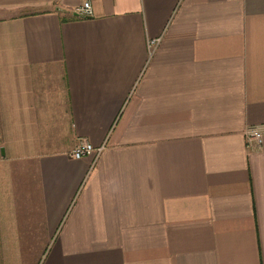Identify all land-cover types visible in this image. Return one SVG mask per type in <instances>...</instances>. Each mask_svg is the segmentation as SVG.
Here are the masks:
<instances>
[{
  "label": "crops",
  "instance_id": "1",
  "mask_svg": "<svg viewBox=\"0 0 264 264\" xmlns=\"http://www.w3.org/2000/svg\"><path fill=\"white\" fill-rule=\"evenodd\" d=\"M88 1L0 0V264H264V0Z\"/></svg>",
  "mask_w": 264,
  "mask_h": 264
},
{
  "label": "rangeland",
  "instance_id": "2",
  "mask_svg": "<svg viewBox=\"0 0 264 264\" xmlns=\"http://www.w3.org/2000/svg\"><path fill=\"white\" fill-rule=\"evenodd\" d=\"M62 108H65V110H66L65 105ZM66 124H67V122L57 123V125L63 126V128H61V132H60V137L62 140L64 138H67V136L62 132V129L65 128ZM55 134H57L56 130H55ZM14 143H15L14 139H11V138L7 139V137L0 138V147L6 146L7 152H8L6 154V150H4V155H0V184H2L4 186H6L7 184L8 185L10 184L9 190H12V188L14 187L15 184L19 185L22 182L20 179L25 180L26 178L31 177V173H32L31 170H26L24 168H18V167H20L19 165L16 166V164L18 162H23L21 160H17L23 155L19 154L16 150H14V146H15ZM24 156H30V154H24ZM26 161H30V160H24V163ZM6 175H7V177H9L8 179L6 178ZM25 190L26 189L24 188L23 192ZM3 216L5 219H8V213L6 211L3 212ZM3 222L5 224L4 220H3ZM5 226H7V225H5ZM5 226L3 228H5ZM30 260H31V258L29 259V256L26 255L25 261H30ZM19 264H21L20 261H19Z\"/></svg>",
  "mask_w": 264,
  "mask_h": 264
},
{
  "label": "built area",
  "instance_id": "3",
  "mask_svg": "<svg viewBox=\"0 0 264 264\" xmlns=\"http://www.w3.org/2000/svg\"><path fill=\"white\" fill-rule=\"evenodd\" d=\"M77 13L82 17L92 15V8L88 0H83L82 4L76 9ZM158 44V39H152L148 43L152 52L154 47ZM264 136V125H251L245 130V139L248 147H261ZM102 150V146L94 147L87 139H79L69 156L73 159H80L87 154L97 155Z\"/></svg>",
  "mask_w": 264,
  "mask_h": 264
},
{
  "label": "water",
  "instance_id": "4",
  "mask_svg": "<svg viewBox=\"0 0 264 264\" xmlns=\"http://www.w3.org/2000/svg\"><path fill=\"white\" fill-rule=\"evenodd\" d=\"M0 155H4V148L0 147Z\"/></svg>",
  "mask_w": 264,
  "mask_h": 264
}]
</instances>
